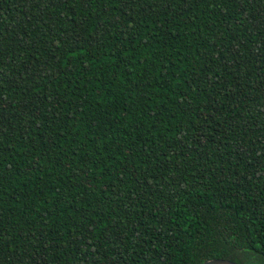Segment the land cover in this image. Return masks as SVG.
Returning <instances> with one entry per match:
<instances>
[{
  "label": "trees",
  "instance_id": "1",
  "mask_svg": "<svg viewBox=\"0 0 264 264\" xmlns=\"http://www.w3.org/2000/svg\"><path fill=\"white\" fill-rule=\"evenodd\" d=\"M264 264V0H0V264Z\"/></svg>",
  "mask_w": 264,
  "mask_h": 264
},
{
  "label": "water",
  "instance_id": "2",
  "mask_svg": "<svg viewBox=\"0 0 264 264\" xmlns=\"http://www.w3.org/2000/svg\"><path fill=\"white\" fill-rule=\"evenodd\" d=\"M202 264H238V263L232 262L227 259H213V260L206 261Z\"/></svg>",
  "mask_w": 264,
  "mask_h": 264
}]
</instances>
